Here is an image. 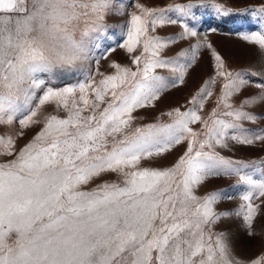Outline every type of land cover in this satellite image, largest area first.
Wrapping results in <instances>:
<instances>
[{
	"label": "snow or ice",
	"instance_id": "snow-or-ice-1",
	"mask_svg": "<svg viewBox=\"0 0 264 264\" xmlns=\"http://www.w3.org/2000/svg\"><path fill=\"white\" fill-rule=\"evenodd\" d=\"M127 7L0 0V264H264V158L235 157L264 146V128L245 127L264 121L253 112L264 109V69L233 71L196 27L197 13L250 16L258 28L239 39L264 63V0L246 9L229 0L134 2L117 44L129 63L101 72L116 48L98 56L93 48L103 47L107 17ZM168 26L178 35L156 34ZM181 42L188 47L169 56ZM204 54L209 72L195 93L155 114ZM93 61L82 82L56 86L58 72ZM233 179L244 189L234 210L220 207L233 198L227 189L200 194Z\"/></svg>",
	"mask_w": 264,
	"mask_h": 264
},
{
	"label": "rangeland",
	"instance_id": "rangeland-1",
	"mask_svg": "<svg viewBox=\"0 0 264 264\" xmlns=\"http://www.w3.org/2000/svg\"><path fill=\"white\" fill-rule=\"evenodd\" d=\"M134 2H139L148 6H160L163 7L173 0H124V3L128 5L125 9V15H109L106 19L107 24V37L101 39L103 47L97 51L93 48V54L95 56L99 55V52L104 51L109 45L116 48V51L111 52L108 58L102 60L99 65V70L101 72L110 73L114 71L109 68V64L112 61H118L121 64H128V56L125 50L120 49L117 44L121 39L122 26L130 19L127 13L135 10L131 5ZM182 2V0H181ZM232 6L238 9H246L252 6H258L261 0H229ZM198 16H203V20L196 24V27L201 31V35L207 32L208 40L214 45V47L223 55L229 64V67L233 71H261L264 69V63L261 61V56L257 47H250L245 42L239 39V33L249 32L257 30L258 24L250 16H237L234 18L225 19L223 21L215 18L210 14L197 13ZM215 29V31H211ZM180 28L177 26H168L159 28L157 30V35L162 38H170L178 35ZM172 51L168 53L169 56L175 55L176 52L181 49L187 48L188 45L184 42L179 43L175 46H170ZM93 67L95 71L94 61L89 64L85 63L78 66L75 69L68 71H61L57 73L56 86L66 87L75 86L78 82H82L84 78V72L88 67ZM162 75H169V73L162 70H158ZM209 72V56L207 54L202 55L199 66L195 70V74L192 79L188 80L187 85L178 89L172 90L166 98H164L162 103L158 104L155 114H159L160 111H166L171 107L179 106L180 104L186 103L190 99L191 95L195 93L198 89V85L205 79ZM251 79H260V77H250ZM99 79V77H97ZM256 90H251L254 93ZM246 92L245 95H249ZM211 101L206 105L205 112H207L211 106ZM45 111H52V106H45ZM254 114L262 115L264 114V109L256 108L253 109ZM143 122H152V117L149 115ZM250 130H258L264 128V121H260L256 124L247 123L245 125ZM236 158L245 160H259L264 158V146L259 143L255 147L243 148L235 153ZM260 173H257V178H259ZM115 179V177H113ZM236 184L235 180H218L208 186V189H201L200 194H204L209 190L227 189L228 194L233 197L231 200L223 203L220 207L222 209L234 210L240 204L239 195L243 192L242 186L234 187ZM94 185H88L87 189H90ZM86 189V190H87ZM240 221L237 220L236 226H234L233 231H237ZM259 253L258 248L251 249L247 255L254 256Z\"/></svg>",
	"mask_w": 264,
	"mask_h": 264
}]
</instances>
